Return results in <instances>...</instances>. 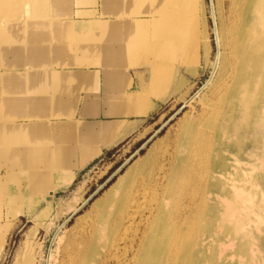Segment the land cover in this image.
Segmentation results:
<instances>
[{
    "label": "bare ground",
    "instance_id": "obj_1",
    "mask_svg": "<svg viewBox=\"0 0 264 264\" xmlns=\"http://www.w3.org/2000/svg\"><path fill=\"white\" fill-rule=\"evenodd\" d=\"M102 1L105 13L120 18L116 22L93 17L70 20L67 24L77 36L65 42L77 41L79 47L93 50L99 40V50L107 43L109 60H124L126 64L131 60L128 52L140 46L135 39L151 42L165 55L168 43L175 37L180 39L181 30L186 29L193 38L198 33L199 13L189 12L195 0ZM62 2L0 0V60H9L10 55L16 64L33 60L36 50L32 40L37 37L32 38V34L47 32L51 16L72 15L61 8ZM149 3L152 11L144 18L130 19ZM232 6L230 26L215 28L219 46L223 38L225 54L222 57L219 52L210 79L187 100L191 105L206 89L200 99L201 112L197 116L185 114L184 127L171 142H154L144 154L128 158L110 176L108 180L117 175L110 185L104 188L101 184L90 196L76 198L66 209L65 220L55 231L59 244L63 226L78 217L89 202L92 206L83 217L85 225L78 238L65 246L70 264H264V0H232ZM212 10L216 19L214 4ZM78 13L92 12L82 9ZM114 27L119 35L111 34ZM83 31L91 34H78ZM157 31L163 34L154 35ZM111 39L119 45L112 46ZM57 51L42 50L44 60ZM148 64L153 84L161 66L156 61ZM15 75L12 95L2 90L7 83L3 75L0 77V224L5 220L0 225V252L11 227L6 215L9 209L19 212L20 205L12 202L28 194L33 200L29 211L34 212L43 195L47 200L49 194L71 186L77 169L85 167L119 134V127L111 126L109 120L74 121L71 113L58 107L59 96L51 97L56 113L50 115H65L66 120L35 118L34 113L40 114L44 107L41 98L45 93L34 91L46 84L29 85L36 75L40 79L38 70ZM57 84L50 81L49 87ZM115 98L109 94L107 102L113 99L114 104ZM133 98L126 96L123 101L134 108L139 96ZM27 99L30 108L26 110ZM147 111L144 108L142 113ZM19 117L28 119L18 121ZM74 148L77 162L70 158ZM36 161L41 168L33 178L15 170H33ZM61 164L69 167L67 171H61ZM53 176L59 182L47 185ZM53 202L51 199L41 214L50 213ZM52 259L51 249L48 264Z\"/></svg>",
    "mask_w": 264,
    "mask_h": 264
},
{
    "label": "rangeland",
    "instance_id": "obj_2",
    "mask_svg": "<svg viewBox=\"0 0 264 264\" xmlns=\"http://www.w3.org/2000/svg\"><path fill=\"white\" fill-rule=\"evenodd\" d=\"M68 1L72 14L68 19L72 21L75 20L74 22L82 21V19L89 20L92 17V19L101 20L102 18L103 21L113 20L116 22L120 18L119 15L105 13L102 7V0ZM213 4L216 12V19L213 16ZM79 7H83L92 13L82 15L77 11ZM95 8L97 11L94 10ZM232 8V0H195V5L191 7L189 12L194 10L199 13L200 22L198 33L195 36L196 38L190 36L191 34L188 33L186 29L181 30L180 39L175 37L173 42L168 43L169 45L165 50V55L158 52L151 42L148 43L147 41L135 39L140 46L138 48L136 47L134 51L130 50V52H128L131 60H128L126 64H123L124 60H109L107 57L108 45L106 43L104 46L105 48L99 50L98 46L102 44L97 43L99 40L94 43L93 50L83 49L81 46L79 47L80 44L77 41L71 40L70 42H65L63 40H58L59 42L56 43V45L58 46L59 54L51 55L46 60H42L45 61V64L40 69L41 71L45 70L47 72L63 74L65 73L64 71L70 70V73L74 74L84 69L104 68L110 71L120 72L119 76L121 78L124 77L123 70L127 69V76H129L130 69L131 73L139 79V84L133 89V92L124 93L121 97L115 98L113 102L121 106V108H119L121 111L115 112L110 109L105 112V116L108 119L104 120L111 121V126H118L119 134L109 145L103 146V151L90 160L85 167L77 169L76 180L71 186L67 189H61L55 193L49 194L47 200H45V195H43L40 200L41 204H39L36 210H33L34 212L29 211L32 209L30 205L33 200L28 194L19 196L17 201L11 203L18 206L20 205V207L17 208L19 212L17 211L16 214L8 208L10 214L6 216L9 217L7 218L9 222L6 223H9L11 227L8 232L7 240L0 252V264H48L49 252L51 249L53 250L51 264H70L69 256L65 253V246L67 242H71L78 238L82 227L85 225V219L83 220V217L87 215L92 206L91 202H89L78 213V217L71 218V220L63 226L60 232V236L63 240L62 243L59 244V242L55 241V231L56 228L64 222L67 214L66 209L75 202L76 198L83 199V197L90 196L101 184H105L104 188L110 185L111 182L116 179L117 175L110 180L108 179L128 158L134 159L140 154H144L147 147L154 142H171L179 134L181 129H183L185 114L190 113L189 115L194 114L197 116L201 112L202 102L200 99L206 94V89L203 90L200 96L197 97L191 105L187 100L196 95L204 87L208 79H210L213 71V63L218 60L217 56L219 57V52L221 51L222 57L225 54L226 47L223 38H221V46H219L215 28L218 26L219 30H221L222 27L230 26L231 21L234 19ZM151 11L152 5L149 3L144 11L139 15L134 13L130 19H135L137 17L144 18V15ZM126 17L128 19L129 15ZM62 18L64 17L51 16V18L48 19L54 22H61ZM63 27H53L51 34L59 37L63 35L74 36V34L76 36V33H74L68 25H63ZM113 29H115L116 33L113 32ZM113 29L111 32L112 35H119V33H121L117 31L118 28L116 29V27H114ZM78 34L87 35L91 33L83 31ZM93 34L100 36L98 31H94ZM155 34L159 36L163 34V32L157 31L154 35ZM46 42L50 44L49 41ZM109 43L114 47L119 45V42L113 39H111ZM121 56L122 53H120V57ZM12 58L13 56L10 55L9 60H0V77L10 73L37 70L38 66L30 62V60H20V62L16 64L14 63L16 60H10ZM155 61L160 63L161 72H159L158 81L156 80L152 84L151 64L149 65L148 62ZM135 95L139 96L136 107L134 106L133 108V106L128 105L126 101L124 103L123 100L126 96H131V98H133ZM30 96L31 95L27 96L26 94V97L31 98ZM80 99L81 97H78L74 100ZM26 102L25 107L30 108L28 99ZM106 103L110 104L108 102ZM58 107L61 109L64 108L60 103H58ZM68 108L69 107H67V109ZM72 108L73 106L71 105V110ZM144 108L148 109L146 113H142ZM0 109H2L1 105ZM70 111L67 113H71L70 116L74 120L75 116H77V112ZM14 115L13 113L10 114L13 119L16 118ZM116 116L126 119L127 121L124 122L121 119L114 118ZM34 117L50 122L52 120L56 121L57 119L61 121L65 115L63 117H56L50 115V112H47L40 114L34 113ZM101 117L103 118V115ZM26 118L27 117H19L17 120L22 121V119L25 120ZM74 121L81 123L79 119ZM125 124L132 130L131 132H127L128 129ZM94 140L96 141L97 138ZM98 140H100V137ZM20 147L23 148V146ZM72 153L71 157L76 159V155L78 154L77 149L74 148ZM75 159L74 162H77ZM64 162L65 160H61V163ZM126 166L127 165H125L123 169H125ZM40 168V162H37L34 168H32L33 170L29 168L21 170V167L15 168V170L18 172H26V174L31 175V178H33L37 175ZM68 168V166L64 167L63 165V170L61 171H67ZM39 175H43V171ZM57 180L58 178L54 176L50 177L47 185H53ZM102 191L103 189L96 194L95 198L99 196ZM51 199L54 200L52 211L46 215L41 214L42 209L47 206V203ZM4 224L5 220L0 224L1 227ZM110 264H115V262L113 261Z\"/></svg>",
    "mask_w": 264,
    "mask_h": 264
},
{
    "label": "crops",
    "instance_id": "obj_3",
    "mask_svg": "<svg viewBox=\"0 0 264 264\" xmlns=\"http://www.w3.org/2000/svg\"><path fill=\"white\" fill-rule=\"evenodd\" d=\"M58 1H64L60 4L61 8L65 11H68L67 13L71 12V7H69L68 0H58ZM81 1H85V0H81ZM82 9L84 8L79 7L77 11L82 10ZM62 19H61V22L52 21L49 26L50 29L47 32L44 31L43 33L37 32V33L32 34V38L34 37H37V38H34L32 40V42L35 45L34 50H36V52L33 54V60H30V62L38 66L37 70L40 72V79H37V75H36L35 76L36 78L32 79L29 85H33L36 82L46 84L44 87L41 86L40 90L36 89L34 91L35 93H39L41 91L45 93V97L41 98L45 101H44V107L41 108L40 113L50 112V114L55 115L56 103H54L51 100L52 96H59L61 98L60 104H62V106L64 107L62 109L64 112H69L71 110V105H72L73 108L70 112H77V116H75L74 119L75 120L79 119L81 122L86 121V120H96V118L106 119L107 117L105 116V112L109 111L110 109L114 110L115 112L121 111L119 109L121 108V106L115 103L107 104L106 98L109 94L118 98V97H121V95H123L124 93L133 92V89L137 87V85L139 84V79L136 78L135 75L131 73L130 69H129V76H127L128 74L126 73V69H124L123 70L124 77H121V78L119 76L120 72L113 71L111 72L112 75L110 74L109 76L108 75L109 73L107 74V72H110V70L104 69V68H91L89 70L84 69L74 74H71L70 70L64 71L65 73L63 74L40 70L45 64V61H42L44 60L42 50L54 48L58 50L57 54H59V49L56 43L62 40L65 41L68 37L72 36V35L71 36L63 35L59 37V36L51 34L53 27L61 28L63 27V25H68L67 23L70 22V19H68V17L62 18ZM70 29L75 33L72 27H70ZM46 41H49L50 44H47ZM52 75H54V78H53L54 80L53 79L50 80L49 78ZM57 76H60L62 78L60 79L56 78ZM3 77H5L4 80L6 81L7 84H6V87H3L2 90H4L7 94L12 95L14 90L10 89V86L13 85V83L16 81L17 79L16 75L15 73H10V74H6ZM59 80L60 82L58 83ZM50 81L54 82V84L58 83L56 85L57 87L54 85V87L50 88L49 87ZM49 97H50V100H49ZM78 97H81V99L75 101L74 99ZM22 107L23 106H20L19 108L22 109ZM67 107H69L70 110L69 108L67 109ZM27 109L28 108H26V110ZM95 113H98L97 116L95 115ZM102 115H103V118L101 117ZM63 118L66 120L65 117ZM114 118L121 119L124 122L127 121L126 119L119 118L118 116ZM125 125L127 127V124ZM127 129H128L127 132L132 131L128 127ZM72 154L73 153L71 152L70 158L73 160L75 158L71 157Z\"/></svg>",
    "mask_w": 264,
    "mask_h": 264
},
{
    "label": "water",
    "instance_id": "obj_4",
    "mask_svg": "<svg viewBox=\"0 0 264 264\" xmlns=\"http://www.w3.org/2000/svg\"><path fill=\"white\" fill-rule=\"evenodd\" d=\"M49 200V199H48Z\"/></svg>",
    "mask_w": 264,
    "mask_h": 264
}]
</instances>
